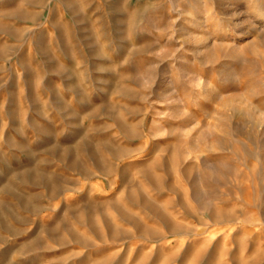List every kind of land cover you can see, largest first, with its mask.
<instances>
[{"label": "rangeland", "instance_id": "1", "mask_svg": "<svg viewBox=\"0 0 264 264\" xmlns=\"http://www.w3.org/2000/svg\"><path fill=\"white\" fill-rule=\"evenodd\" d=\"M250 3L0 0V264H253L250 243L264 251V21ZM216 95L261 111L215 116ZM137 187L157 210L130 201ZM90 200L102 243L62 209L85 216ZM214 206L236 218L210 217ZM133 218L160 234L141 236Z\"/></svg>", "mask_w": 264, "mask_h": 264}, {"label": "bare ground", "instance_id": "2", "mask_svg": "<svg viewBox=\"0 0 264 264\" xmlns=\"http://www.w3.org/2000/svg\"><path fill=\"white\" fill-rule=\"evenodd\" d=\"M252 3H250L254 8H252L253 9V13H255V15L256 16H258V18L260 19V20H262V21H264V0H250ZM249 9V8H248ZM251 9V8H250ZM249 9V10H250ZM249 10H247V12L249 11ZM255 10V11H254ZM253 20V19H252ZM262 77V76H261ZM229 86V85H228ZM218 88V87H217ZM220 94V93H219ZM229 97V96H228ZM264 97V96H263ZM216 98H217V95H216ZM199 99V98H198ZM203 99V98H202ZM217 99H219V98H217ZM217 99H216V101H217ZM262 99V98H261ZM181 100V99H180ZM214 100V99H213ZM199 101V100H198ZM237 101V100H236ZM204 102V101H203ZM214 102H215V100H214ZM251 102V101H250ZM252 103V102H251ZM188 104V103H187ZM219 106L217 105V107H215L216 108V115L215 116H219V115H221V108L222 109H226L227 111H229L230 113L232 112V113H234L235 114V112L236 111H238V112H240V114H242V113H248V114H252L253 112H254V109H257V110H260L261 111V108L259 107V106H257V105H249V104H247L246 106H242V108L240 107V106H237L236 104H234V99L232 98V96H231V98H225V99H222L221 101H220V99H219ZM239 105H241V104H239ZM196 106V105H195ZM199 106V105H198ZM201 108H203L202 106H201ZM263 108V107H262ZM191 109V108H190ZM200 109V108H199ZM210 109V108H209ZM252 109H253V112H252ZM206 111V110H205ZM264 111V110H263ZM223 112H225V111H223ZM222 112V113H223ZM215 113V112H214ZM226 113H228V112H226ZM226 113H224V114H226ZM256 113V111L254 112V114ZM223 114V115H224ZM257 114V113H256ZM263 114H264V112H263ZM222 115V116H223ZM228 115H229V113H228ZM232 115V114H231ZM243 115H245V114H243ZM192 116V115H191ZM212 115H209V117H211ZM226 116V115H225ZM195 117V116H194ZM196 117H198V116H196ZM259 117V116H258ZM240 118V117H239ZM200 119V118H199ZM211 119V118H210ZM224 119V118H223ZM209 120V119H208ZM220 120H222V119H220ZM225 120V119H224ZM241 120V119H240ZM217 121L219 122V120H218V118H217ZM218 122H217V124H218ZM223 123H225V122H223ZM239 123V122H238ZM174 124V123H173ZM230 124H232V122L230 123ZM247 124V123H246ZM209 125V124H208ZM226 125V124H225ZM223 126H224V124H223ZM223 126H221V127H223ZM230 126V125H229ZM234 127H236V126H234ZM231 128V127H230ZM232 128H233V126H232ZM221 129V128H220ZM229 129V128H228ZM235 129V128H234ZM238 129V128H237ZM231 130H233V129H231ZM243 130V129H242ZM222 131V130H221ZM227 131V130H226ZM242 133V132H241ZM234 133H232V135H233ZM220 135V134H219ZM226 135V134H225ZM230 135H231V133H230ZM231 135V136H232ZM235 135V134H234ZM221 136V135H220ZM230 136V137H231ZM247 136V135H246ZM216 137V136H215ZM229 137V136H228ZM228 137H224V140L222 141L223 143L222 144H224V145H230V144H235L236 143V141H233L232 142V140H234V139H228ZM238 137V136H237ZM253 138H254V136H253ZM217 139V138H216ZM237 138H235V140H236ZM213 141H215V139L213 140ZM217 141V140H216ZM238 141V140H237ZM106 142V141H105ZM219 142H221V141H219ZM219 142H218V144H219ZM241 142V141H240ZM250 144V143H249ZM103 145H105L106 146V144H103ZM119 146V145H118ZM217 146H219V145H217ZM221 147H222V145H220ZM235 146H236V144H235ZM237 146H238V142H237ZM236 146V147H237ZM250 146V145H249ZM120 147V146H119ZM91 148V147H90ZM94 147H92V149H93ZM220 148V147H219ZM224 148V147H223ZM222 148V149H223ZM239 148V147H238ZM250 148V147H249ZM94 149H96V148H94ZM112 149H114V148H112ZM231 149V148H230ZM232 149H234V148H232ZM91 150V149H90ZM123 150V149H122ZM121 149H120V151H122ZM111 151H113V150H111ZM115 151V150H114ZM92 152V151H91ZM121 153H123V151L122 152H119V154L121 155ZM112 154V153H111ZM115 154H116V152H115ZM123 154H125V152L123 153ZM258 154V153H257ZM118 155V154H117ZM112 156L114 157L115 155L114 154H112ZM243 156V154L241 155V157ZM245 156V155H244ZM243 156V157H244ZM119 157V156H118ZM121 157H122V155H121ZM214 157V156H213ZM98 158V157H97ZM120 158V157H119ZM245 158V157H244ZM243 158V159H244ZM247 158V157H246ZM245 158V159H246ZM215 159V158H214ZM244 161V160H243ZM103 163V162H102ZM245 163V162H244ZM75 164H77L76 162H75ZM70 165V164H69ZM248 165V164H247ZM102 166H103V164H102ZM189 166V165H188ZM79 167V166H78ZM77 167V168H78ZM81 167V166H80ZM105 167V166H104ZM83 171V170H82ZM103 171V170H102ZM81 172V171H80ZM145 172V171H144ZM191 172V171H190ZM25 173H29L30 174V176L32 177V178H34V180L36 179V178H42L43 180H44V182L46 183V184H50V183H53L52 182V176H43L41 173H39V172H33V171H31V172H29L28 170L27 171H25L24 173H22V176H24V174ZM82 173V172H81ZM185 174H186V172H185ZM188 175H190V174H188ZM187 176V175H186ZM185 176V177H186ZM149 178H150V180L153 182V186H154V188L156 189V190H158L159 192L160 191H175V189L176 188H174L173 187V185H171V184H162V178H155V177H152V176H149ZM189 178V177H188ZM54 179V178H53ZM212 179V178H211ZM204 180V179H203ZM149 181V180H148ZM151 183V182H150ZM193 183V182H192ZM3 184V183H2ZM213 185V184H212ZM128 186V185H127ZM137 188H139V187H137ZM178 188V187H177ZM192 188V187H191ZM214 188V187H213ZM13 189V188H12ZM131 189V188H130ZM187 189V188H186ZM194 189V188H193ZM212 189V188H211ZM228 189V188H227ZM255 189V188H254ZM128 190V189H127ZM215 189H213V191H214ZM223 190V189H222ZM246 190H248V189H246ZM187 191V190H186ZM216 191V190H215ZM218 191V190H217ZM226 191V190H225ZM138 192H142V191H140V188L139 189H135V188H133V189H131V191L129 190V192H128V194H129V197H130V201L132 200L133 202H140V203H143L145 206H147V207H149V209L150 208H152V209H155V210H157V208L156 207H154V205L152 204V202L150 201V199L144 194V195H140V194H138ZM227 192H228V190H227ZM146 193V192H145ZM186 194V193H185ZM243 194H244V192H243ZM257 195V194H256ZM128 196V195H127ZM184 196V195H183ZM223 197V196H222ZM250 198V197H249ZM184 199V198H183ZM93 200V199H92ZM92 200H90V201H88L86 204H85V216H83L80 212H79V207L77 206V205H72V206H69L68 208L66 207H64V208H62L63 209V211H72L73 209L75 210V220L77 221V222H82L83 220L89 225V226H91V230H95V233H96V236L98 237V239H99V242L100 243H102V241H103V237H104V233L103 232H101V230L99 229V226H98V222H97V220H95L94 219V217H93V215H92V212L95 210H97V209H99L101 206L99 205L98 206V204L96 203V202H94V201H92ZM24 201V200H23ZM84 201V200H83ZM23 203V202H22ZM25 203H26V201H25ZM104 203V202H103ZM179 203V202H178ZM100 204H102V202L100 201ZM113 204V203H112ZM186 204V203H185ZM105 205V204H104ZM192 205V204H191ZM196 205V204H195ZM107 206V205H106ZM117 206V205H116ZM184 206V205H183ZM211 206V205H210ZM187 207V206H186ZM115 208V207H114ZM209 208V207H208ZM211 208V207H210ZM220 208V207H219ZM219 208H217V206L215 207H213V208H211V210H210V217H213V218H218V219H220V217L222 218L223 217V219L225 220H228V221H231V220H234V218L233 217H235L236 218V216H233L234 215V213H232L231 215H230V213H228L227 214V212L226 213H224L225 211H221L222 209H220L219 210ZM82 209V208H81ZM117 211L119 212V214L122 216V217H124V218H129V217H133V216H131L130 214H132V213H130V212H128L126 209H119V207H118V209H117ZM193 213V212H192ZM13 214V213H12ZM72 214H73V211H72ZM160 214V213H159ZM62 218V217H61ZM136 218V217H135ZM131 219V218H130ZM129 219V220H130ZM134 219V218H133ZM132 219V220H133ZM136 219H139V218H136ZM136 219H134L133 221L137 224V226H138V228L137 229H139L140 231H138V232H140V235L141 236H146V237H154L155 235H157L160 231L159 230H156V229H153V228H148V227H146L145 225H142L141 223H140V221L139 220H137V222L135 221ZM58 220H60L61 221V219H58ZM64 219H62V221H63ZM222 220V219H221ZM246 220V219H245ZM67 220H65V222H66ZM139 221V222H138ZM251 220H249V222H250ZM100 222V221H99ZM60 223H64V222H60ZM113 223V222H112ZM133 223V222H132ZM57 224V223H56ZM249 224V223H248ZM54 226H51L49 229H46V230H48V232H54V231H57V227L55 226V224H53ZM64 225H66V224H64ZM64 225H62V226H64ZM135 226V225H134ZM121 227V226H120ZM179 227H181V226H179ZM179 227H177V226H174V224H171V223H169L168 222V226H167V230L169 231V232H175V231H182ZM186 227V226H185ZM48 228V227H47ZM65 228L67 229L68 228V232H69V230H70V233H71V235H72V240L73 241H76V242H81V243H84V244H86V239H84L83 237L81 238V236L80 235H78L76 232H75V230L73 229L74 227L71 225V223L70 224H67V227L65 226ZM21 231V230H20ZM121 231V230H120ZM120 231L117 229V228H115L114 226H111V225H109V231H108V236L110 235V237H112V238H116V237H118L119 238V236H117L119 233H120ZM159 231V232H158ZM94 232V231H93ZM122 232V231H121ZM136 232H137V230H136ZM137 232V233H138ZM195 232V231H194ZM56 233V232H55ZM136 233V234H137ZM128 235H129V233H127ZM160 234V233H159ZM55 235V234H54ZM124 235V234H123ZM58 237V236H57ZM61 237V238H60ZM58 239H62V236H60ZM254 237V236H253ZM36 238V237H35ZM258 238H259V236H258ZM37 239V238H36ZM55 239H56V237H55ZM117 239V238H116ZM59 240V241H60ZM71 240V239H70ZM88 240H89V238H88ZM115 240V239H114ZM32 241V240H31ZM58 240H56V242H57ZM94 241V240H93ZM251 241V240H250ZM89 242V241H88ZM104 242V241H103ZM29 243H31V242H28V243H26L25 245H24V247H22L23 249L24 248H26V247H28L29 245H32V244H29ZM59 243V242H58ZM61 243H62V241H61ZM90 243V242H89ZM246 243H248V242H246ZM246 243H245V246H248V245H246ZM250 244H252L253 246H251V247H249L250 249L252 248V250L254 251L253 253H254V257H251L252 259L250 260V262L252 261L253 262V264H262V262H263V259H264V251H259V250H257V246L258 245H256V244H258L257 242H256V244H253V243H250ZM99 246V245H98ZM97 247V246H96ZM94 248V247H93ZM213 249V248H212ZM258 249H259V247H258ZM251 250V251H252ZM208 253H210V252H208ZM215 253V252H214ZM122 254V253H121ZM199 254V256L201 255V253H198ZM74 255V254H73ZM100 255V254H99ZM109 255H111V254H109ZM203 255H205V254H203ZM195 256V255H194ZM199 256H197V257H199ZM78 257V256H77ZM108 258H110L109 256H107ZM114 258L115 257H113V260H114ZM196 258V257H195ZM200 258V257H199ZM236 258V257H235ZM234 258V259H235ZM249 258V257H248ZM106 259L107 258H104V257H102L101 259H98V260H96L95 259V262H93V264H104V263H106ZM244 259V258H243ZM242 258L241 259H239L238 257H237V259L235 260V261H237V262H235V264H246L247 262V260L246 261H242L243 260ZM112 259H111V262L113 261ZM116 260V259H115ZM114 260V261H115ZM110 261V260H109ZM72 262V261H71ZM234 262V261H233ZM246 262V263H245ZM249 262V263H250ZM90 263V262H89ZM107 263H108V261H107Z\"/></svg>", "mask_w": 264, "mask_h": 264}]
</instances>
